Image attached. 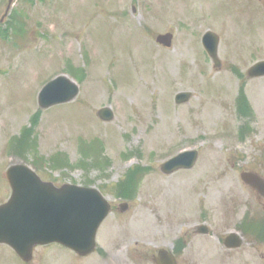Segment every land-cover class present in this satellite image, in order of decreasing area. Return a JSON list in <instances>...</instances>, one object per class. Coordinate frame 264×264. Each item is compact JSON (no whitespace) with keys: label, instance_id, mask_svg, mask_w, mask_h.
I'll list each match as a JSON object with an SVG mask.
<instances>
[{"label":"rangeland","instance_id":"rangeland-1","mask_svg":"<svg viewBox=\"0 0 264 264\" xmlns=\"http://www.w3.org/2000/svg\"><path fill=\"white\" fill-rule=\"evenodd\" d=\"M8 4L0 0V206L11 192L7 169L26 161L47 181L97 187L114 209L87 257L55 244L24 263L0 244V264H156L180 239L191 247L180 264H221L209 251L246 232L245 217L264 215V197L240 176L264 175V76H247L264 60V0H13L2 22ZM208 30L221 38L218 67L202 44ZM168 32L171 47L156 40ZM59 74L80 93L41 110L38 94ZM243 90L250 110L236 102ZM178 92L191 99L177 104ZM103 107L113 120L100 118ZM26 126L30 144L20 142ZM24 144L29 157L14 156ZM195 149L192 169L161 170ZM246 234L249 263L257 252ZM257 250L264 264V246Z\"/></svg>","mask_w":264,"mask_h":264},{"label":"water","instance_id":"water-1","mask_svg":"<svg viewBox=\"0 0 264 264\" xmlns=\"http://www.w3.org/2000/svg\"><path fill=\"white\" fill-rule=\"evenodd\" d=\"M157 41L171 47L173 34L159 35ZM203 43L209 54L217 60L218 36L208 32ZM249 75H264V61L256 63ZM79 86L66 75L46 84L39 93V105L46 109L76 99ZM192 94L180 92L176 102H188ZM100 118L110 121L114 118L111 108L98 112ZM198 150H186L161 165L166 174L181 169H192L198 160ZM13 193L9 201L0 206V243L8 244L24 260L31 259L37 245L59 243L82 256L96 251L97 233L112 211L110 201L95 187H85L71 183L61 186L44 181L32 168L16 164L8 170ZM241 178L253 188L264 192V180L254 172L243 171ZM121 210L128 208L123 205ZM228 241L239 245L238 235L231 234ZM237 243V244H235ZM157 264H176L174 256L163 250L156 259Z\"/></svg>","mask_w":264,"mask_h":264},{"label":"flooded vegetation","instance_id":"flooded-vegetation-1","mask_svg":"<svg viewBox=\"0 0 264 264\" xmlns=\"http://www.w3.org/2000/svg\"><path fill=\"white\" fill-rule=\"evenodd\" d=\"M245 219H246V217H245ZM249 219H253V221H255V222L254 223L248 222L247 227H246L245 223L244 224L240 223V225H239L241 231L246 230V232H248L252 235H255L254 239H248V242L251 243L252 245H254V247L250 248V249H253L254 251L257 252V254H254V256L250 255L251 260L249 261V263H247V260L246 261L244 260L247 258V256L243 255V257H242L243 252H241V249L244 247L243 237H245L247 239V237H246L247 234L244 231L241 234L243 237L240 235L242 237V243L238 247L232 246L233 245L232 242H234V241H228L227 236H226L222 240L220 239L218 241L220 244L222 241V246H220V244H217L212 251H209V253H213V255L209 254V256L211 258H214V259H216L217 256L221 257V259H220V262L222 261L221 264H223V261H225V260H226L225 262H227L228 259H229L228 264H232L231 260H234V259H235L236 263H238V264H259L260 262H262L263 254L259 256V252H258L257 248L261 249L264 246V215H263V217L256 216L254 218L250 217ZM197 231L209 233L208 228L204 229L202 227H200V228L197 227ZM180 243H181V239L177 241L175 251H173V254L175 256L177 264H180V258L182 255H184L182 253V251H187V250L191 249V247L188 248L189 244L185 243V241L183 242V244H180ZM208 246H211V245H208ZM192 249L194 250V247ZM155 257H157V256H155ZM155 257H154V260H155ZM253 257L255 258V260H253ZM258 258L261 261H258ZM220 262H218V263H220Z\"/></svg>","mask_w":264,"mask_h":264},{"label":"trees","instance_id":"trees-1","mask_svg":"<svg viewBox=\"0 0 264 264\" xmlns=\"http://www.w3.org/2000/svg\"><path fill=\"white\" fill-rule=\"evenodd\" d=\"M32 136H33V131L30 130V128H27V129H25V131H24V136L20 139V142H21L22 140H24L25 144H30V142L32 141ZM27 141H28V142H27ZM19 144H20V143H19ZM26 148L28 149V146H27ZM131 171H133V170H131ZM130 178H131V177H130ZM126 182H127V181H126ZM126 182L120 184V188H121V189L124 188V184H125ZM128 193H130V192H128Z\"/></svg>","mask_w":264,"mask_h":264}]
</instances>
